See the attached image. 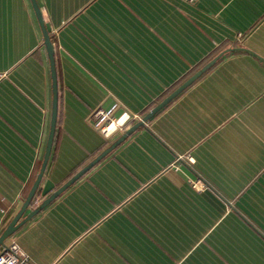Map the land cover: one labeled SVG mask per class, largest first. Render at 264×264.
<instances>
[{
    "label": "crops",
    "instance_id": "0c3cea01",
    "mask_svg": "<svg viewBox=\"0 0 264 264\" xmlns=\"http://www.w3.org/2000/svg\"><path fill=\"white\" fill-rule=\"evenodd\" d=\"M35 2L56 124L0 251L15 240L30 264H264V0ZM221 53L38 208L134 123L107 138L95 110L141 118ZM52 100L31 0H0V234L39 171Z\"/></svg>",
    "mask_w": 264,
    "mask_h": 264
},
{
    "label": "water",
    "instance_id": "95a60500",
    "mask_svg": "<svg viewBox=\"0 0 264 264\" xmlns=\"http://www.w3.org/2000/svg\"><path fill=\"white\" fill-rule=\"evenodd\" d=\"M33 8L35 10L36 16L38 18L39 24L43 31L44 36V44L46 46L48 57L51 65L52 70V88H53V100H52V109H51V116H50V125L48 130V136L46 140L45 150L42 157L41 165L39 167V171L32 183V186L25 196L19 210L16 212V214L13 216L11 221L7 224L5 229L0 234V244L4 242V240L11 235L14 231L17 230V228L23 223L25 218H21L22 214L24 213L27 206L32 201L37 188L39 187V184L41 182L43 172L50 154L53 136H54V130H55V124H56V114H57V85H56V75H55V68H54V59H53V44L51 42V39L49 37V34L44 26L43 19L41 17L40 10L37 6V3L35 0H31ZM231 49H238V48H230L227 51H230ZM243 49V48H239ZM222 55L218 54L209 61H207L203 66H201L199 69H197L194 73H192L189 77H187L183 82H181L175 89H173L169 94H167L160 102H158L153 108H151L145 115L141 116L140 119L135 120V122L129 126L122 135L113 142L109 148H106L100 154H98L90 163H88L86 166H84L82 169L77 171L71 178H69L63 185H61L59 188H57L53 193H50L42 202V204L39 205L38 208L42 207L43 204H46L50 200H52L59 192H61L66 186L71 184L74 180H76L84 171H86L89 167H91L95 162H97L100 158H102L120 139L124 138L125 135L131 133L133 130H135L137 127L144 125V122H146L150 117H152L159 109H161L163 106H165L168 102H170L173 98H175L180 92H182L187 86H189L194 80H196L201 74H203L213 63ZM97 130H99L98 127H95ZM45 192L47 191V187H45ZM36 208V209H38ZM36 211V210H33ZM32 211V212H33Z\"/></svg>",
    "mask_w": 264,
    "mask_h": 264
},
{
    "label": "built area",
    "instance_id": "2783aa9c",
    "mask_svg": "<svg viewBox=\"0 0 264 264\" xmlns=\"http://www.w3.org/2000/svg\"><path fill=\"white\" fill-rule=\"evenodd\" d=\"M189 3H193L195 0H186ZM118 107V104L116 106ZM113 107V108H114ZM113 108H109L107 110L97 109L92 114L94 115V126L98 127V125L102 124L104 121H117L124 126V124L132 119H139L137 114H131L127 111L122 112L119 116L114 117ZM113 123V122H112ZM118 127V128H121ZM104 129V127H103ZM105 131V130H104ZM194 186H198L200 184L199 181L193 182ZM0 264H30L27 255L20 248L19 244L15 240H11L5 244V246L0 251Z\"/></svg>",
    "mask_w": 264,
    "mask_h": 264
},
{
    "label": "rangeland",
    "instance_id": "374dc122",
    "mask_svg": "<svg viewBox=\"0 0 264 264\" xmlns=\"http://www.w3.org/2000/svg\"><path fill=\"white\" fill-rule=\"evenodd\" d=\"M140 119V118H139ZM135 120H138V119H132V120H129L127 121L124 125H126L127 123L131 122V121H134ZM109 122V121H108ZM107 121H104L102 124L98 125V128L100 131V133H102L105 137L108 138V136H111L113 133H115L116 131H118L120 128L118 127H121L122 125H120L119 122H115V121H111L109 124H108ZM113 122V123H112ZM112 124V128L111 129H108L109 125ZM104 127V129H103ZM124 127V126H123ZM122 128V127H121ZM105 130V131H104Z\"/></svg>",
    "mask_w": 264,
    "mask_h": 264
},
{
    "label": "trees",
    "instance_id": "16d2710c",
    "mask_svg": "<svg viewBox=\"0 0 264 264\" xmlns=\"http://www.w3.org/2000/svg\"><path fill=\"white\" fill-rule=\"evenodd\" d=\"M210 58V57H209ZM208 59V58H207ZM206 61H208V60H205V61H203L202 63H199L197 66H195L193 69H191L190 71H189V73L184 77L185 79L187 78V77H189L192 73H194L197 69H199L201 66H203L204 65V63L206 62ZM185 79H183L182 81H184ZM181 81V82H182Z\"/></svg>",
    "mask_w": 264,
    "mask_h": 264
},
{
    "label": "bare ground",
    "instance_id": "6f19581e",
    "mask_svg": "<svg viewBox=\"0 0 264 264\" xmlns=\"http://www.w3.org/2000/svg\"><path fill=\"white\" fill-rule=\"evenodd\" d=\"M111 128H112V124H111V125H109L108 129H111Z\"/></svg>",
    "mask_w": 264,
    "mask_h": 264
}]
</instances>
